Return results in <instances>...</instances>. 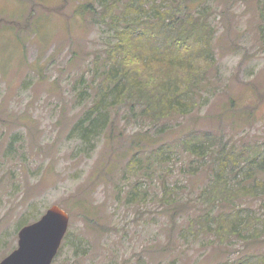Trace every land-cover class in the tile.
I'll return each mask as SVG.
<instances>
[{
	"label": "rangeland",
	"instance_id": "obj_1",
	"mask_svg": "<svg viewBox=\"0 0 264 264\" xmlns=\"http://www.w3.org/2000/svg\"><path fill=\"white\" fill-rule=\"evenodd\" d=\"M131 1L0 0V262L18 247L20 229L52 206L69 215L52 264L264 260L261 224L246 242L186 235L190 219L206 211L200 194L210 174L184 146L239 152L264 144V0H142L137 22L178 5L202 15L209 46L194 44L189 66L202 82L186 113L152 122L120 103L86 133L81 122L90 119L106 51ZM154 65L152 77L173 76ZM163 186L175 191L173 204L161 202ZM263 205L264 195L243 199L242 215L264 219Z\"/></svg>",
	"mask_w": 264,
	"mask_h": 264
},
{
	"label": "trees",
	"instance_id": "obj_2",
	"mask_svg": "<svg viewBox=\"0 0 264 264\" xmlns=\"http://www.w3.org/2000/svg\"><path fill=\"white\" fill-rule=\"evenodd\" d=\"M139 2L132 0L129 3L126 9L132 12L126 17L130 18H125L127 22L116 29V41L106 51L104 74L97 88L98 96L89 110L90 119L81 122L86 133L93 131L95 119L106 116L109 108L120 103L127 106L130 114L138 111L152 122H160L172 114L186 113L187 102L193 101L191 96L202 82L189 67L196 59L193 45L209 46L208 34L202 31L206 28V24H202V15L187 5H178L176 10H165L159 16L153 9L154 16L148 15L144 20L139 17L137 22L132 19V13L143 11L142 0ZM89 7L83 5L82 12L92 10ZM149 59L147 71L144 63ZM153 64L165 66V69L159 68L160 72L170 70L173 76L163 77L154 73L152 77V69L157 70ZM135 65L144 72L136 73L132 68ZM102 108H105L103 113ZM84 122L88 124L85 126ZM184 146L192 156L209 165L210 174L209 184L200 194V198L208 203L206 211L190 219L186 235L197 239L208 234L220 245L234 238L246 242L257 237L251 233L258 231L257 225L264 226V219L242 215L240 202L264 195V180L256 177L257 172L264 174V144L243 146L239 152L235 145L213 148L191 140L184 142ZM137 195L140 197L137 189L133 188L128 198L134 200ZM174 196V190L163 186V204H173ZM217 208L219 212L213 214ZM182 211L183 208H179L175 215ZM137 264H144L143 260L139 259ZM220 264H264V260L248 255Z\"/></svg>",
	"mask_w": 264,
	"mask_h": 264
},
{
	"label": "water",
	"instance_id": "obj_3",
	"mask_svg": "<svg viewBox=\"0 0 264 264\" xmlns=\"http://www.w3.org/2000/svg\"><path fill=\"white\" fill-rule=\"evenodd\" d=\"M69 215L52 206L36 222L22 227L18 247L0 264H52L68 231Z\"/></svg>",
	"mask_w": 264,
	"mask_h": 264
}]
</instances>
